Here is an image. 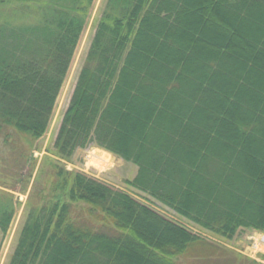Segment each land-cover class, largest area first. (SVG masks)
<instances>
[{
  "label": "trees",
  "instance_id": "obj_1",
  "mask_svg": "<svg viewBox=\"0 0 264 264\" xmlns=\"http://www.w3.org/2000/svg\"><path fill=\"white\" fill-rule=\"evenodd\" d=\"M92 2L0 0L2 162L47 131ZM90 145L204 230L264 233V0H107L53 152ZM48 177L9 264H264L54 160ZM14 215L0 191V236Z\"/></svg>",
  "mask_w": 264,
  "mask_h": 264
},
{
  "label": "rangeland",
  "instance_id": "obj_2",
  "mask_svg": "<svg viewBox=\"0 0 264 264\" xmlns=\"http://www.w3.org/2000/svg\"><path fill=\"white\" fill-rule=\"evenodd\" d=\"M106 2L107 0H93L92 2L86 24L71 60L63 86L57 97L47 131L39 139L33 141L32 144L26 141L27 139L21 138V143L26 147L25 149H27L30 160L24 166L18 160L19 156L15 155L16 160L12 158L8 163L2 162L1 159L4 156L0 154V164L9 166L8 169L0 165V191L8 193L12 197L15 206L13 221L7 233L0 236V264H9L30 207L33 205L40 206L46 200L56 195L57 191L51 188L52 179L48 177L53 160L60 163L67 171L83 173L89 178L106 184L115 190L129 194L134 199L151 206L167 218L223 245L235 256L264 263L263 232L245 229L240 230L233 238L226 239L204 230L190 220L179 216L170 208L151 200L147 194L130 186L129 181L137 173V167L133 163L125 161L95 145H90L84 149H77L68 160H61L55 156L53 152L54 142L61 120L69 105L79 72L94 36L96 24L101 17ZM105 156L110 157V159L106 161L104 159ZM15 172L18 176L23 175L19 183L11 179L12 176L10 175ZM79 205L78 203L74 204V208L77 210Z\"/></svg>",
  "mask_w": 264,
  "mask_h": 264
},
{
  "label": "bare ground",
  "instance_id": "obj_3",
  "mask_svg": "<svg viewBox=\"0 0 264 264\" xmlns=\"http://www.w3.org/2000/svg\"><path fill=\"white\" fill-rule=\"evenodd\" d=\"M104 159L107 161V159L109 160V159H110V157H108V156H105V157H104Z\"/></svg>",
  "mask_w": 264,
  "mask_h": 264
},
{
  "label": "water",
  "instance_id": "obj_4",
  "mask_svg": "<svg viewBox=\"0 0 264 264\" xmlns=\"http://www.w3.org/2000/svg\"><path fill=\"white\" fill-rule=\"evenodd\" d=\"M262 241L264 242V236L262 237Z\"/></svg>",
  "mask_w": 264,
  "mask_h": 264
}]
</instances>
